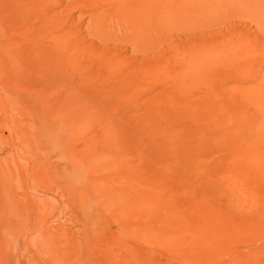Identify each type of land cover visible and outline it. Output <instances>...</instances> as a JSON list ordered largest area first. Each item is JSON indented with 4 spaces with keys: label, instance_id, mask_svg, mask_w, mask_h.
Wrapping results in <instances>:
<instances>
[{
    "label": "rangeland",
    "instance_id": "rangeland-1",
    "mask_svg": "<svg viewBox=\"0 0 264 264\" xmlns=\"http://www.w3.org/2000/svg\"><path fill=\"white\" fill-rule=\"evenodd\" d=\"M16 1L0 264H264V0Z\"/></svg>",
    "mask_w": 264,
    "mask_h": 264
},
{
    "label": "bare ground",
    "instance_id": "bare-ground-1",
    "mask_svg": "<svg viewBox=\"0 0 264 264\" xmlns=\"http://www.w3.org/2000/svg\"><path fill=\"white\" fill-rule=\"evenodd\" d=\"M27 1H29V0H22V2H24V3H21V1H20V5L18 4V2L16 3V5L18 6H21V7H19V8H17L18 9V11L22 8V9H25V6H28L27 5ZM160 0H152V3H150V4H147L146 5V9H149V7H150V5H152V9H154V11H156L155 9H158L159 7H160V2H159ZM206 1V0H205ZM27 2V3H26ZM32 2V1H31ZM201 2H202V0H201ZM15 3V2H14ZM184 3H185V1H184ZM199 2H197V4H198ZM31 4V3H30ZM202 4V3H201ZM199 5H200V3H199ZM30 6V5H29ZM31 7V6H30ZM27 10V9H26ZM152 11V13H153V10H151ZM30 13V12H29ZM157 12H155V13H153V14H156ZM24 14V13H23ZM26 14V13H25ZM31 14V13H30ZM29 14V15H30ZM156 29V28H155ZM145 33V32H144Z\"/></svg>",
    "mask_w": 264,
    "mask_h": 264
}]
</instances>
